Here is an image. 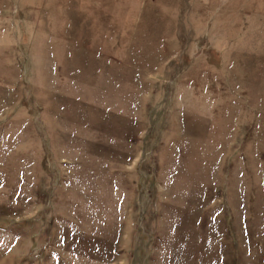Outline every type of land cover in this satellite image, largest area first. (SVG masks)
<instances>
[{
    "label": "rangeland",
    "instance_id": "1",
    "mask_svg": "<svg viewBox=\"0 0 264 264\" xmlns=\"http://www.w3.org/2000/svg\"><path fill=\"white\" fill-rule=\"evenodd\" d=\"M0 264H264V0H0Z\"/></svg>",
    "mask_w": 264,
    "mask_h": 264
}]
</instances>
